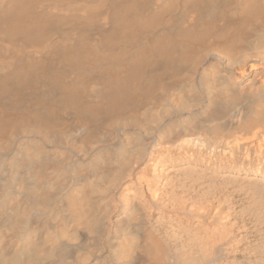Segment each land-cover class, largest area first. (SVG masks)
<instances>
[{
    "label": "bare ground",
    "instance_id": "obj_1",
    "mask_svg": "<svg viewBox=\"0 0 264 264\" xmlns=\"http://www.w3.org/2000/svg\"><path fill=\"white\" fill-rule=\"evenodd\" d=\"M0 264H264V0H0Z\"/></svg>",
    "mask_w": 264,
    "mask_h": 264
}]
</instances>
